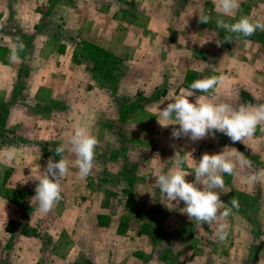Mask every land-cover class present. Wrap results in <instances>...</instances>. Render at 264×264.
<instances>
[{"label": "rangeland", "instance_id": "374dc122", "mask_svg": "<svg viewBox=\"0 0 264 264\" xmlns=\"http://www.w3.org/2000/svg\"><path fill=\"white\" fill-rule=\"evenodd\" d=\"M42 3L0 11V152H18L10 166L0 165V264H264V182H244L264 169V132L258 126L244 143L219 132L193 142L172 138L179 125L161 126L156 117L192 82L211 76L224 78L217 90L195 92L190 102L264 103V31L231 34L232 43L217 46L229 34L216 27V0H64L40 13ZM198 13L210 23L198 24ZM241 16L264 22V0H240L234 16L222 18ZM77 127L98 139L93 169L81 179L66 151L61 199L45 214L32 200L37 179L49 158L60 159L56 147L70 149ZM226 147L251 167L222 174L224 188L215 189L226 208L239 201L220 242L217 222H192L185 203L166 200L152 174L172 169L177 156L191 171L203 154ZM122 156L125 181L116 162H107ZM185 179L192 182L194 172ZM109 185L121 191L112 207L104 206ZM122 197L151 215L134 214ZM24 224L34 234L21 233Z\"/></svg>", "mask_w": 264, "mask_h": 264}, {"label": "clouds", "instance_id": "9594fccd", "mask_svg": "<svg viewBox=\"0 0 264 264\" xmlns=\"http://www.w3.org/2000/svg\"><path fill=\"white\" fill-rule=\"evenodd\" d=\"M215 7L218 14L216 27L229 34L225 35L222 41L216 39L217 46L232 43L231 34L239 38L250 37L257 30L264 31V22L260 20L241 16L235 22H227L222 18L234 16L240 8V0H216ZM210 21L209 15L198 13V24H209ZM19 47L22 49L23 44ZM10 59L13 62L18 59L16 48L12 50ZM223 79V76H211L192 82L188 92L176 96L163 109L159 107V114L156 116L159 124L165 127L178 124V128L172 129V138L188 137L193 142L209 135L215 136V133L219 132L227 135L233 143H244L245 139L254 136L258 126L260 131L264 132V103L233 107L228 103H212L202 98H197L195 103L190 102L189 97L195 92L214 93ZM169 121L174 123H167ZM68 144L70 149L65 145L55 148V154L60 159L54 162L49 158L43 175L37 179L38 184L32 200L38 203L39 210L45 214L61 199L62 181L68 174L71 163L64 155L66 151L70 150L75 155V165L81 179L87 178L94 166L98 139L87 128L77 127ZM227 149L226 147L218 154H203L191 171L184 170L183 165L187 163L185 158L177 156L172 169L167 172L157 169L152 174L155 184L166 200L185 203L184 213L192 222L201 225L217 222L215 235L220 242H224L229 235V224L226 221L232 209H239V201L233 198L232 207L226 208L220 199L221 193L215 189L224 188L222 174L237 175V168L251 167V161L242 152L235 148ZM17 156V150L11 147L0 152V165L10 166ZM190 172H194L192 182L185 179ZM244 182L249 185L264 182V169L247 175Z\"/></svg>", "mask_w": 264, "mask_h": 264}, {"label": "trees", "instance_id": "16d2710c", "mask_svg": "<svg viewBox=\"0 0 264 264\" xmlns=\"http://www.w3.org/2000/svg\"><path fill=\"white\" fill-rule=\"evenodd\" d=\"M56 102H59V101H56ZM41 112V111H40ZM117 128V127H116ZM118 129V128H117ZM135 138H136V136H134ZM136 150H138L139 152H142L143 151V147H138V149H136ZM125 153L123 152V155H124ZM128 157V156H127ZM127 157H120V158H117V159H110V160H108L107 162H108V166H109V161H115L116 162V164H117V166L119 167V168H121L122 169V176L123 177H121L122 178V180L123 181H125V176H127V170L128 169H126L127 168V165L125 164L126 163V161H127ZM113 166H116V165H113ZM112 166V167H113ZM130 168H132V166L130 167ZM113 189V186H111V185H109V187H107V189H106V197L104 198V206H106V207H112V206H114L113 205V202H114V199H115V196L117 195V193H118V188H116V190H112ZM123 190V189H122ZM127 190V189H126ZM119 192H121V191H119ZM117 197V196H116ZM118 198V197H117ZM118 202H119V204L121 205V204H125L126 205V207H129V208H131L135 213L134 214H136V215H142V216H149V215H151V212L150 211H146L143 207H140V206H138L136 203H134V202H130V201H125V199H124V197H122V198H119V200H117ZM125 201V202H124ZM123 206V205H122ZM146 226V227H145ZM142 227H145L146 229V231L148 230V229H151L152 228V226H150V228H149V226L148 225H142ZM21 233H24V234H26V235H29V234H34L33 233V231H32V229H30V227H28L27 226V224H24L23 226H22V228H21ZM125 233V232H124ZM78 260H76L75 262L73 261V262H71V263H67V264H76V262H77ZM83 264H94L92 261H90V260H84V263Z\"/></svg>", "mask_w": 264, "mask_h": 264}, {"label": "crops", "instance_id": "0c3cea01", "mask_svg": "<svg viewBox=\"0 0 264 264\" xmlns=\"http://www.w3.org/2000/svg\"><path fill=\"white\" fill-rule=\"evenodd\" d=\"M1 1L2 4H0V11L5 10L6 13H16L15 11L16 4L18 3L20 5V3H22L23 0H21L20 3L19 0H1ZM63 2L64 0H43L42 5H39L38 8L41 11L40 13H42V11L46 13H52L54 12V10H58V5L62 4ZM26 3L27 6L30 7V1H27Z\"/></svg>", "mask_w": 264, "mask_h": 264}]
</instances>
